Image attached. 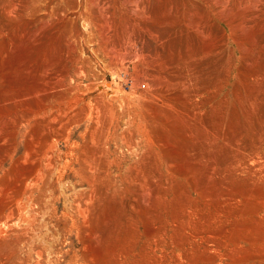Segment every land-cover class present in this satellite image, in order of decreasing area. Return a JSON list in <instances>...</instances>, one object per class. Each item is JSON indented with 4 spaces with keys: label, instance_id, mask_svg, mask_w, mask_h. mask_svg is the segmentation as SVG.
<instances>
[{
    "label": "rangeland",
    "instance_id": "obj_1",
    "mask_svg": "<svg viewBox=\"0 0 264 264\" xmlns=\"http://www.w3.org/2000/svg\"><path fill=\"white\" fill-rule=\"evenodd\" d=\"M0 264H264V0H0Z\"/></svg>",
    "mask_w": 264,
    "mask_h": 264
},
{
    "label": "bare ground",
    "instance_id": "obj_2",
    "mask_svg": "<svg viewBox=\"0 0 264 264\" xmlns=\"http://www.w3.org/2000/svg\"><path fill=\"white\" fill-rule=\"evenodd\" d=\"M100 27V26H99ZM96 27V31H97V33L100 35V36H102V34H101V32L103 33V31H101V29L103 28L102 26V28L100 27ZM101 31V32H100ZM142 58V57H141ZM142 60V59H141ZM139 62V61H138ZM81 67V66H80ZM78 68V67H77ZM78 70H80V68H78ZM81 71V70H80ZM78 73H79V71H78ZM108 87V86H107Z\"/></svg>",
    "mask_w": 264,
    "mask_h": 264
}]
</instances>
